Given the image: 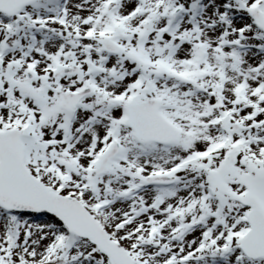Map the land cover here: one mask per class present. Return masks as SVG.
Wrapping results in <instances>:
<instances>
[{
  "label": "snow or ice",
  "instance_id": "obj_1",
  "mask_svg": "<svg viewBox=\"0 0 264 264\" xmlns=\"http://www.w3.org/2000/svg\"><path fill=\"white\" fill-rule=\"evenodd\" d=\"M0 264H264V0H0Z\"/></svg>",
  "mask_w": 264,
  "mask_h": 264
}]
</instances>
